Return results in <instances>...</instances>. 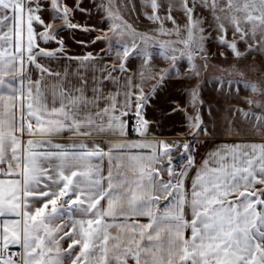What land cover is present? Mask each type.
Instances as JSON below:
<instances>
[{
  "label": "crops",
  "instance_id": "obj_1",
  "mask_svg": "<svg viewBox=\"0 0 264 264\" xmlns=\"http://www.w3.org/2000/svg\"><path fill=\"white\" fill-rule=\"evenodd\" d=\"M43 1L0 0V264H18L24 228L52 219L70 225L65 237L80 240L87 232L89 239H100L105 264L113 258L119 264H134L126 256L135 257L138 264L149 256L151 264H183L192 253L186 246L169 248L149 239L147 221L139 210L147 206L157 220L158 206L168 204L163 216L176 224L165 226L160 236L167 231L173 242L186 235L184 218L191 219L194 203L206 205L197 219L215 209L213 222L227 223V200L237 202V196L250 200L246 193L256 189L235 187L236 196L217 189L216 195L225 202L221 208L216 195L204 200L207 189L193 199V180L197 184L204 180L196 173L202 171L200 163L206 156L212 159L210 154L218 156L220 175L233 168L231 160L220 163L224 156L244 154L254 159L264 154V123L259 132L203 134L192 125L199 122L190 118L194 108L199 116L203 114L201 99L192 95L185 78L162 77L146 94L149 89L139 81L132 58L117 62L121 66L115 68L106 42L69 39L64 28L52 29ZM193 98L195 105L189 109ZM105 115L108 120L103 123ZM131 115L138 123L130 127ZM110 128L120 133L115 146L136 151H126L112 166L113 173L118 169L130 181L132 196L105 201L100 199L107 195L100 168L112 153L98 147L110 139L98 131ZM186 153L189 159L181 162ZM212 172L209 168L205 176ZM175 177L179 179L173 182ZM141 181L151 183L140 187ZM181 205H186L182 211ZM135 220L141 222L136 229L139 235L133 231ZM235 220L233 214L232 223ZM5 249H12L17 257L4 256ZM212 251L210 244L203 245L204 264H213L207 259Z\"/></svg>",
  "mask_w": 264,
  "mask_h": 264
},
{
  "label": "rangeland",
  "instance_id": "obj_2",
  "mask_svg": "<svg viewBox=\"0 0 264 264\" xmlns=\"http://www.w3.org/2000/svg\"><path fill=\"white\" fill-rule=\"evenodd\" d=\"M43 3L52 29L64 28L69 39L104 40L115 68L132 58L147 89L162 77L185 78L201 99L203 114L194 108L190 118L203 134L241 135L264 123V0ZM69 226L52 219L25 227L18 264H105L101 240L87 232L65 237Z\"/></svg>",
  "mask_w": 264,
  "mask_h": 264
},
{
  "label": "snow or ice",
  "instance_id": "obj_3",
  "mask_svg": "<svg viewBox=\"0 0 264 264\" xmlns=\"http://www.w3.org/2000/svg\"><path fill=\"white\" fill-rule=\"evenodd\" d=\"M92 43L105 44V41L94 38ZM107 51L106 49L105 54H107ZM171 115H175V113L173 112ZM107 120L108 117L105 115L103 123H106ZM112 123L114 124L115 121L113 120ZM199 130L202 132L207 131L203 125L200 126ZM98 135L110 138L105 145L98 147H102L103 151H110L112 153V156L103 160L100 168L104 177L103 186L107 190V195L101 196L100 199L107 201L112 196H120L123 199H127L133 194V188L129 187L130 181L126 180L118 169L113 173L112 166L118 163L119 157L126 151L134 152L136 149H126L124 145L115 146L116 138L119 137L120 133L113 128L108 129L107 132L101 129L98 131ZM145 138H148L147 132L145 133ZM186 147L190 151L192 146L189 145ZM83 150L81 149V151ZM140 151H144V149H140ZM210 155L212 159L209 160L206 156L200 163L202 171L196 173L197 177H203L207 183L205 184L204 180H202L201 183L197 184L195 179L193 180L191 187L193 199L198 198L196 195L198 192H205L206 189L208 191L204 200L216 195L217 189L223 191L225 195L231 194L236 196L237 194L232 191L233 188L242 186L246 191L250 185L256 189L251 193H246V195L251 196V199L248 200L246 196H237V202L231 199L227 200L225 217L228 221L227 223L223 221L220 223L213 222L215 220L213 216L215 209L209 210L207 215L197 219L198 213L203 212L206 205L203 201L201 203H194L190 210L191 219L188 217L184 218L183 228L186 235L183 239H176L174 242L169 237L167 231H165L164 237L160 236L161 229H164L165 226H174L176 224L170 217L163 216V212L168 209V204L158 206L159 217L157 220L152 219L147 211V206H145L144 210H138L139 215L147 221L148 238H155L157 244L169 248L174 247L179 249L186 246L187 251L192 253V255L190 259H185L183 264H204L205 258L201 257L200 253L203 251V245L205 243L210 244L215 249L207 257V259L212 260L213 264H264V181L259 179L260 177H264V154L256 156L254 159L244 154H241L240 157H237L235 154L231 157L224 156V159L220 163L222 164L225 161L231 160L233 165L232 169L224 170L227 173L226 175H220V166L215 163L218 156L215 154ZM219 155H223V153ZM112 157H116V159ZM188 159L189 156L186 153L181 157V162ZM97 162L99 163L100 161ZM237 162L239 163V167H237ZM192 164H195L194 160H192ZM103 165H107V167L105 168ZM209 168L213 169V172L205 176ZM176 179H179V177H175L173 182ZM139 183L140 187H147V183L151 182L145 183L141 181ZM116 184H121L122 187H113ZM225 186H227V189H225ZM174 195L179 198V193H174ZM216 203L223 208L225 202L219 195H216ZM184 207L186 205L180 206L181 211ZM231 209H235V213H232ZM233 214L236 216L235 223H232ZM140 223V220L133 221L134 232H136L137 226ZM188 225L191 226L189 227ZM176 230L179 231V229ZM136 234L139 235V232H136ZM128 258H132L134 264H138L135 257H125V259ZM85 264H90V262L86 261ZM109 264H119V261L113 258V261L109 262ZM144 264H151L150 256L144 257Z\"/></svg>",
  "mask_w": 264,
  "mask_h": 264
},
{
  "label": "trees",
  "instance_id": "obj_4",
  "mask_svg": "<svg viewBox=\"0 0 264 264\" xmlns=\"http://www.w3.org/2000/svg\"><path fill=\"white\" fill-rule=\"evenodd\" d=\"M152 88H153V87H151V88L149 89V91H147L146 94H149ZM142 103H143V100L139 101V104H142ZM140 111H141V106H140L138 112H140ZM128 121H129V125H130V127H131L132 125H134V123H135L134 116H133V115L129 116Z\"/></svg>",
  "mask_w": 264,
  "mask_h": 264
},
{
  "label": "built area",
  "instance_id": "obj_5",
  "mask_svg": "<svg viewBox=\"0 0 264 264\" xmlns=\"http://www.w3.org/2000/svg\"><path fill=\"white\" fill-rule=\"evenodd\" d=\"M137 124V122L135 123ZM4 256H7V257H17L16 253L12 250V249H5L4 250Z\"/></svg>",
  "mask_w": 264,
  "mask_h": 264
}]
</instances>
